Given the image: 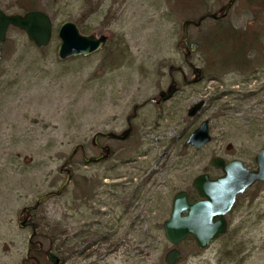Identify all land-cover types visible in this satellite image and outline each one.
Wrapping results in <instances>:
<instances>
[{
  "label": "rangeland",
  "instance_id": "374dc122",
  "mask_svg": "<svg viewBox=\"0 0 264 264\" xmlns=\"http://www.w3.org/2000/svg\"><path fill=\"white\" fill-rule=\"evenodd\" d=\"M228 1L0 0L7 14L39 10L53 22L45 48L13 26L0 43V264H25L32 227L19 226L21 212L60 189L67 177L61 167L74 149L84 145L88 157L100 155L94 135L121 134L129 118V139L100 137L111 154L99 163H85L79 151L68 165L69 184L31 215L38 239L55 248L61 264H166L174 246L164 221L175 194L194 192L202 173L220 176L215 156L256 166L264 147V11L239 0L223 21L231 46L249 45L238 67L221 70L202 51L187 61L178 48L185 21L219 12ZM68 20L83 34L107 35V44L61 60L58 30ZM210 21L200 31L189 27L192 50ZM192 65L203 69L197 83L178 70L191 80ZM172 78L177 92L157 104ZM200 100L203 108L189 116ZM204 120L212 139L197 150L186 141ZM226 219L227 233L209 247L193 237L181 242L177 264H264V184L241 194Z\"/></svg>",
  "mask_w": 264,
  "mask_h": 264
},
{
  "label": "water",
  "instance_id": "95a60500",
  "mask_svg": "<svg viewBox=\"0 0 264 264\" xmlns=\"http://www.w3.org/2000/svg\"><path fill=\"white\" fill-rule=\"evenodd\" d=\"M236 0H229L219 12L201 15L198 20H187L183 23L185 41L188 36V28L190 25L196 27L201 26L202 22L207 18L214 20L223 19L228 15L229 10L233 7ZM10 26L17 27L25 31L29 39L39 48L46 47L52 40L53 22L49 15L42 11H30L25 14H7L0 8V43L6 40L7 31ZM58 37L61 43L58 48L57 55L61 60H66L69 57L79 55H90L108 42L107 35H97L96 33L83 34L77 23L72 20L65 21L61 24L58 30ZM185 57L189 59L191 50L186 46ZM2 58V50L0 49V61ZM173 69V67H171ZM194 78L191 82H197L201 76L202 71L199 67H193ZM177 91V82L171 81L169 87L159 93L158 103L167 101L173 97ZM205 104L204 100L194 104L190 110L189 115H196ZM132 126L121 134L114 132L106 133L107 138L125 140L131 133ZM97 133L94 138V144H97ZM211 141V133L209 121L204 120L200 126L189 136L187 143L194 145L197 149ZM80 146H77L70 157L61 167V171H66L67 177L61 188L56 192H49L41 196L36 205L23 209L21 218L24 214L28 215L22 222L19 223L21 228L26 226V221L32 210L36 209L41 200L47 196L60 195L64 188L71 181V170L67 167L73 159ZM110 153L107 148L106 153H101L96 157H83L85 163H97L106 158ZM257 168L249 170L239 159L226 162L222 157H215L211 163L218 169L223 171V174L217 178H211L209 174L204 173L197 176L193 182L195 189L198 191L201 199L191 203L188 200V195L185 191L177 193L173 200V207L171 216L164 223V230L166 237L175 247L171 249L165 257L166 264H176L181 259V252L177 246L187 237L193 236L197 245L205 249L216 238L225 234L228 230V222L226 215L233 209V206L240 194H243L247 189L256 183L264 184V147L260 150L255 158ZM30 243H33L32 239ZM41 247L38 249L40 250ZM30 252V249H29ZM49 260L53 264H60V259L51 251L47 252Z\"/></svg>",
  "mask_w": 264,
  "mask_h": 264
},
{
  "label": "trees",
  "instance_id": "16d2710c",
  "mask_svg": "<svg viewBox=\"0 0 264 264\" xmlns=\"http://www.w3.org/2000/svg\"><path fill=\"white\" fill-rule=\"evenodd\" d=\"M248 2L260 5L261 10L264 11V0H248ZM224 20L225 19L216 21L211 19L208 24V31H205L203 35H201V41L195 42L196 47L194 46L192 53L202 51L207 55L206 57H208V54L209 57L212 55V62H217V64L222 63L220 64L222 68L221 70H228L235 66L238 67L242 62L243 56L248 54L246 46L248 47L249 45L247 44V41L243 40L241 44L236 43L231 46L230 42L228 43V37L231 36L232 38V35L229 32L230 29L228 26L223 24ZM201 27L198 28L199 31L201 30ZM236 37L241 38L240 33H237ZM219 53L222 57L216 59Z\"/></svg>",
  "mask_w": 264,
  "mask_h": 264
},
{
  "label": "flooded vegetation",
  "instance_id": "af4514ba",
  "mask_svg": "<svg viewBox=\"0 0 264 264\" xmlns=\"http://www.w3.org/2000/svg\"><path fill=\"white\" fill-rule=\"evenodd\" d=\"M187 44V41L186 42H184L183 44H181V46H179L178 45V48L179 49H182L183 47H185V45ZM180 72H182L183 73V77H184V81L185 82H189L190 80L188 79V77L184 74V71H183V69H178ZM177 87H178V83H177ZM155 101H156V103L157 104H160V103H162V102H160V103H158L157 102V99H154ZM138 107V106H137ZM132 126V131H131V133H130V135L125 139V140H127V139H129L131 136H132V134L134 133V127H133V125H132V122H131V119L129 118L128 119V128L129 127H131ZM127 128V129H128ZM127 129H125V130H127ZM124 130V131H125ZM100 134H99V136H98V138H97V144H94V141H92V143H93V145L96 147V148H98L99 150H100V154L101 153H106V150H107V148H110V146H108V145H103V144H101L100 142H99V138L100 137H106L105 136V133H102V132H99ZM125 140H123V141H125ZM190 146V145H189ZM193 148H195L194 146H193ZM111 149V148H110ZM79 151L81 152V153H83V154H85L86 155V151H85V147H84V145H82L81 147H80V149H79ZM78 151V152H79ZM110 154H111V151H110V153H109V155L106 157V158H104V159H107L109 156H110ZM225 159V158H224ZM234 159H239V158H232V159H225V161L226 162H229V161H231V160H234ZM239 160H241V159H239ZM242 162H243V164H244V166L246 167V168H248L249 170H254V169H256V167L257 166H255V167H250V166H248V165H246L245 164V162L243 161V160H241ZM209 174V173H208ZM222 174H223V172H222ZM210 175V174H209ZM211 176V175H210ZM212 177V176H211ZM218 177V176H217ZM217 177H212V178H217ZM193 182H194V180H193ZM194 187V186H193ZM182 191H185L186 193H187V195H188V200L191 202V203H194V202H196V201H198L199 199H200V196H199V193H198V191L195 189V187H194V192H189V191H186V190H182ZM179 192H181V191H179ZM179 192H177V193H179ZM176 193V194H177ZM195 193L198 195V198H195ZM175 194V195H176ZM175 197V196H174ZM174 200V199H173ZM39 207V206H38ZM172 207H173V203H172ZM37 209V208H36ZM35 209V210H36ZM34 210V211H35ZM171 212H172V210H171ZM32 213H33V211L29 214V218H28V220L26 221V225H27V227H29V226H31L32 227V234L31 235H34V237H33V244H29V248H30V252L28 253V259H26L25 260V264H45L46 263V261H47V263L48 264H52L51 263V261L48 259V256H47V252L48 251H51V252H53L56 256H58V253H57V251L55 250V248L54 247H48L47 249H45V247H44V243L41 241V240H39L38 238L40 237V236H42V234H41V232H40V230H39V228L32 222V221H30V219H31V215H32ZM26 215H27V213L24 215V217H26ZM170 216H171V214H170ZM170 218V217H169ZM168 218V219H169ZM168 219H166V220H168ZM165 220V221H166ZM165 221H164V223H165ZM41 243H43V246H42V248L40 249V250H38L39 248H40V244ZM59 257V256H58ZM59 259H60V264L62 263V259L59 257ZM46 260V261H45ZM45 261V262H44Z\"/></svg>",
  "mask_w": 264,
  "mask_h": 264
}]
</instances>
